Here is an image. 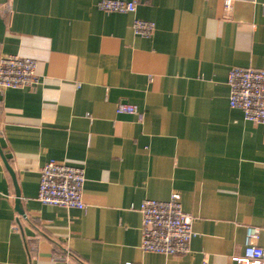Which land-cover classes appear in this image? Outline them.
Segmentation results:
<instances>
[{"label": "crops", "instance_id": "crops-1", "mask_svg": "<svg viewBox=\"0 0 264 264\" xmlns=\"http://www.w3.org/2000/svg\"><path fill=\"white\" fill-rule=\"evenodd\" d=\"M99 1L0 0V54L36 61L39 81L0 91V264H237L246 227L264 229V124L229 107L227 75L264 70V0L228 21L225 0ZM51 160L84 169L83 209L36 201ZM174 193L190 252H143L140 204Z\"/></svg>", "mask_w": 264, "mask_h": 264}, {"label": "built area", "instance_id": "built-area-1", "mask_svg": "<svg viewBox=\"0 0 264 264\" xmlns=\"http://www.w3.org/2000/svg\"><path fill=\"white\" fill-rule=\"evenodd\" d=\"M140 1L149 0H100L97 8L105 13H129L136 11ZM235 0H225L223 21L232 19V5ZM253 1V0H249ZM134 34L151 37L154 23L135 19L132 23ZM39 83L36 61L17 55L0 54V91L7 89H32ZM229 89L228 104L243 113L244 119L255 124H264V70L256 68H232L227 75ZM117 113L135 114L131 105L118 104ZM84 169L51 160L40 169L36 201L45 206L83 209ZM141 215L140 249L145 253L164 256H182L190 252L194 236L192 218L183 212L180 197L174 193L167 201L146 199L139 207ZM264 229L247 226L244 250L237 264H264ZM55 256L67 263L79 261L67 250Z\"/></svg>", "mask_w": 264, "mask_h": 264}, {"label": "water", "instance_id": "water-1", "mask_svg": "<svg viewBox=\"0 0 264 264\" xmlns=\"http://www.w3.org/2000/svg\"><path fill=\"white\" fill-rule=\"evenodd\" d=\"M9 171H10V173L12 174V172H11V170L10 169H8ZM19 208V207H18Z\"/></svg>", "mask_w": 264, "mask_h": 264}]
</instances>
